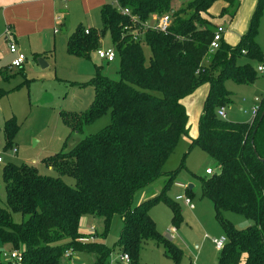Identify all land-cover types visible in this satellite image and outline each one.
<instances>
[{
	"label": "trees",
	"instance_id": "16d2710c",
	"mask_svg": "<svg viewBox=\"0 0 264 264\" xmlns=\"http://www.w3.org/2000/svg\"><path fill=\"white\" fill-rule=\"evenodd\" d=\"M174 1L115 0V5L101 8V30L79 26L68 37V54L93 59L109 33L121 61V79L96 75L91 82L94 100L90 108L65 116V122L80 133L109 112L110 124L82 139L70 152L44 161L58 177L42 176L30 166L4 167L6 207H0V242L22 255L21 262L5 264H60L70 250L93 255L94 264H102L117 250L128 256L130 264H138L141 250L150 241L162 243L165 255L179 264L181 251L172 244L178 231L174 239H163L150 213L159 201H166L173 223L182 220L166 192L183 163L172 171L165 167L181 138H189V117L182 101L206 83L210 89L198 137L190 145L201 147L219 169L200 178L202 197L212 202L224 233L218 238L225 239L218 264H264V117L260 121L264 96L251 122H229L217 113L230 103L226 80L252 84L257 79L258 71L250 62L263 63L256 40L264 0H258L249 30L240 42L231 47L223 39L214 53H209V47L217 28L207 17L209 11L223 1L226 7L221 15L234 17L239 1L192 0L179 9L174 8ZM125 9L129 14L121 12ZM166 14L171 17L167 33L151 27L154 17ZM144 44L151 50L148 64ZM13 123L8 121L5 126L8 145ZM163 176L167 180L161 194L132 208L135 195ZM63 177L73 178L75 186ZM192 190L187 188L190 200ZM226 211L243 216L252 225L235 229L222 218ZM14 214L22 216L21 223L14 222ZM85 216L103 218L106 228L115 216L121 218L123 228L113 250L94 240L81 242L80 223Z\"/></svg>",
	"mask_w": 264,
	"mask_h": 264
},
{
	"label": "rangeland",
	"instance_id": "374dc122",
	"mask_svg": "<svg viewBox=\"0 0 264 264\" xmlns=\"http://www.w3.org/2000/svg\"><path fill=\"white\" fill-rule=\"evenodd\" d=\"M115 5V0H59L60 14L54 29L55 44L51 43L45 60L47 67L42 69L32 59V54H26L28 61L22 69H10L13 60L10 58L2 72L9 77L4 80L0 77V207H6V192L3 183L4 167L30 166L45 177H58V174L47 168L44 161L57 153H68L77 144L90 135H94L110 124L108 112L93 124L85 126L80 133H76L65 122V116L87 111L94 100V86L92 80L96 75H102L113 81L121 79V61L116 54L115 61L107 63L94 56L93 59L80 58L68 54L67 38L79 27L84 29L101 30L100 2ZM192 0H175L174 8L179 9L188 5ZM240 3L234 17L222 16V9L226 6L223 1L216 2L209 11L208 19L213 27H222L225 30L224 42L235 47V39L241 31H248L251 20L257 9L251 0H238ZM63 15H62V14ZM65 15V16H64ZM65 27L60 28L59 24ZM153 24V23H152ZM53 36V33H52ZM257 43L263 53L264 65V14L260 20ZM102 48L112 47L109 33L101 40ZM235 45V46H234ZM47 48V49H48ZM143 54L146 64L150 61L151 50L143 45ZM257 72V62H250ZM207 84V83H206ZM203 84V85H206ZM200 86L199 88L203 87ZM225 89L230 94V103L225 105L226 121L245 123L250 122L255 99L264 95V74L257 73V79L252 84H237L232 80L224 82ZM198 88V89H199ZM189 97V96H188ZM241 109V110H240ZM65 113L67 115H65ZM193 122L197 114L189 110ZM194 115V117H193ZM14 120L11 144L5 133L6 122ZM197 131L194 122L190 134ZM184 159V161H183ZM183 163V164H182ZM181 164L183 165L181 167ZM181 167L173 180L171 188L166 192L169 201L177 205L182 220L177 225L173 223V212L166 201H159L151 210V217L156 229L163 239L169 237V231L176 228L178 235L172 244L181 251L179 264H218L220 252L216 250L212 239L224 236L223 229L216 217V211L209 199L203 198L200 188V178L206 177V170L219 172L216 161L201 147H192L187 137L181 138L175 154L169 159L165 170L172 171ZM64 181L75 186L71 177H63ZM167 177L163 176L151 187L137 193L131 204L132 208L159 196ZM193 185L192 204L195 209L190 210L184 201L176 202V198L187 197V188ZM222 218L231 222L238 230H245L252 222L243 216L226 211ZM20 214H14L15 223L22 222ZM123 228L122 220L115 216L108 228L101 217L85 216L81 219V242L90 243L96 237V243H103L109 250H113L120 239ZM72 259L63 256L60 264H94L95 258L90 254H81L72 250ZM9 246L0 242V264L10 261L7 255ZM102 264H124L117 250L113 251ZM138 264H176L165 255L164 245L150 241L141 250Z\"/></svg>",
	"mask_w": 264,
	"mask_h": 264
},
{
	"label": "crops",
	"instance_id": "0c3cea01",
	"mask_svg": "<svg viewBox=\"0 0 264 264\" xmlns=\"http://www.w3.org/2000/svg\"><path fill=\"white\" fill-rule=\"evenodd\" d=\"M251 2L252 5L255 6V0H251ZM100 4H102L103 7L107 3L102 1ZM60 12L59 0H0V77L2 79L8 80L9 78L6 73L2 72L6 69L7 60L15 58V56L11 55L9 52V42L15 43L19 52L25 56L26 54H32L33 60H37V58L47 59L46 55L47 53L49 55V52L46 51L50 50L48 46L51 43H53V45L55 44V36L58 34L57 30L54 28L57 24ZM59 26L60 28L65 27L64 23H60ZM7 28L9 30L8 34L6 33ZM247 32L248 31H241L238 35L239 37L235 39L236 43L234 44L237 45L242 36ZM27 61L28 59L26 57V62ZM25 63L18 70L22 69ZM260 66H258V68ZM209 89L210 87L208 84L203 85V87L197 89L195 93L182 101L189 117L190 131L192 124L194 122L197 124L196 132H193L191 135L189 131V138H187L190 142L192 139L198 137V123L203 112L204 102L208 96ZM262 98L260 100H262ZM189 110H191L193 114H197L193 122L191 121ZM95 240L96 238L94 241Z\"/></svg>",
	"mask_w": 264,
	"mask_h": 264
},
{
	"label": "built area",
	"instance_id": "2783aa9c",
	"mask_svg": "<svg viewBox=\"0 0 264 264\" xmlns=\"http://www.w3.org/2000/svg\"><path fill=\"white\" fill-rule=\"evenodd\" d=\"M65 1V0H63ZM124 15L126 14H129V11L127 9L125 10H122L121 11ZM153 24H151L152 28H156V30L162 32V33H167L169 31V28H170V25H171V17L169 14H166L164 16H161V17H155L153 20H152ZM86 34H89V31L86 30L85 31ZM6 33L8 34L9 33V30L8 28L6 29ZM224 34H225V30L222 28V27H217L214 35H213V39L211 41V44H210V47H209V53H214L219 47H220V44L221 42L223 41L224 39ZM8 46H9V52L11 55H14L15 58L12 60L9 68L12 69V68H16V69H19L22 67V65L26 62V56L22 53L19 52L18 50V47L15 43H12V42H9L8 43ZM95 56L100 59V60H103V61H106L107 63H112L115 61V58H116V51L113 47L111 48H108V49H103V48H100L99 50L96 51V54ZM258 72L260 74H264V65H261L259 68H258ZM256 104L253 106L252 108V116L255 118L258 114V111H259V104H260V100L259 99H256L255 100ZM218 116L222 119H225L226 118V110L225 108H220L218 111ZM3 163V160L2 158L0 157V164ZM214 172L210 169H207L206 170V176H210L212 175ZM176 201L178 202H181V201H184V203L191 209L193 210L194 209V205L192 204V201L189 199V198H186V197H177L176 198ZM177 234V230L175 228H172L170 231H169V237L171 239H174L175 236ZM92 241L94 240V237L91 238ZM213 244L215 245L216 249L218 251H221L225 245V239L224 238H221V239H213ZM72 250L70 251H67L65 253V259H69L71 260L73 257H72ZM7 258L10 259V261H13V262H21L22 261V255L19 251H13V252H10L8 255H7ZM121 261L124 263V264H130V259L128 258V256L124 255V256H121Z\"/></svg>",
	"mask_w": 264,
	"mask_h": 264
},
{
	"label": "water",
	"instance_id": "95a60500",
	"mask_svg": "<svg viewBox=\"0 0 264 264\" xmlns=\"http://www.w3.org/2000/svg\"><path fill=\"white\" fill-rule=\"evenodd\" d=\"M36 61H37L38 65H39L42 69H44V68L47 67V64H46V62H45V60H44L43 58H37ZM263 117H264V112L262 113V115H261V117H260V121L263 119ZM188 188H189L190 190L193 189V185H189Z\"/></svg>",
	"mask_w": 264,
	"mask_h": 264
},
{
	"label": "bare ground",
	"instance_id": "6f19581e",
	"mask_svg": "<svg viewBox=\"0 0 264 264\" xmlns=\"http://www.w3.org/2000/svg\"><path fill=\"white\" fill-rule=\"evenodd\" d=\"M155 18V17H154Z\"/></svg>",
	"mask_w": 264,
	"mask_h": 264
}]
</instances>
